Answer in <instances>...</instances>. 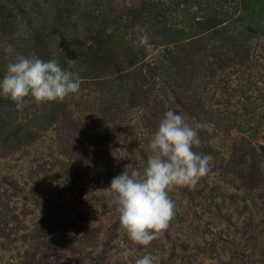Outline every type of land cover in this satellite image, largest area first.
<instances>
[{"label":"rangeland","instance_id":"obj_1","mask_svg":"<svg viewBox=\"0 0 264 264\" xmlns=\"http://www.w3.org/2000/svg\"><path fill=\"white\" fill-rule=\"evenodd\" d=\"M18 55L82 84L23 110L0 95V264H264V179L241 180L253 156L264 174V0H0V79ZM168 110L211 126L193 148L211 170L171 187L168 229L134 246L104 189L126 167L142 176Z\"/></svg>","mask_w":264,"mask_h":264},{"label":"clouds","instance_id":"obj_2","mask_svg":"<svg viewBox=\"0 0 264 264\" xmlns=\"http://www.w3.org/2000/svg\"><path fill=\"white\" fill-rule=\"evenodd\" d=\"M137 31L142 33L138 39L148 55L159 56L161 50L152 45L148 33L139 27ZM81 84L78 74L62 68L55 59L45 61L36 55H18L8 63L6 74L0 79V95L23 110L30 103L63 102L70 94L77 93ZM201 130L212 129L207 123L192 125L181 114L168 110L148 145L151 155L142 176L136 171L129 173L126 167L104 189L107 196L116 199L120 228L134 246L148 247L168 229L177 209L169 195L171 187L194 190L211 170L212 157L193 151L194 146L201 144ZM215 142L218 138L209 141ZM157 259L146 253L135 264H156Z\"/></svg>","mask_w":264,"mask_h":264},{"label":"trees","instance_id":"obj_3","mask_svg":"<svg viewBox=\"0 0 264 264\" xmlns=\"http://www.w3.org/2000/svg\"><path fill=\"white\" fill-rule=\"evenodd\" d=\"M200 138H201V144L198 146V148L200 150L201 149L204 150L206 146L204 144V139L202 138L201 134H200ZM263 153H264V150H263ZM251 161H252L251 166H249V169H247V171L245 172V176H243L241 180H244L246 178L250 180L252 179L251 181L253 184L255 182L260 183L264 179L263 170L261 166H259V163L257 162L254 156ZM11 230H12V225L9 226V224H3L0 222V237L9 238L12 235ZM35 252L37 251L35 250ZM52 255H56V254H37V253L24 254L23 256H21V260L18 262V264H60L58 260H55V261L50 260V257Z\"/></svg>","mask_w":264,"mask_h":264}]
</instances>
